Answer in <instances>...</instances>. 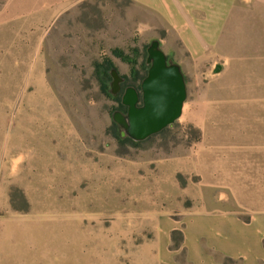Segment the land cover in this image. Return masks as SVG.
Here are the masks:
<instances>
[{"label":"rangeland","instance_id":"rangeland-1","mask_svg":"<svg viewBox=\"0 0 264 264\" xmlns=\"http://www.w3.org/2000/svg\"><path fill=\"white\" fill-rule=\"evenodd\" d=\"M249 18L260 31L243 32V12L228 28L230 63L181 64V117L134 145L112 114L126 87L139 91L161 37L142 9L87 0L0 30V264H150L166 225L212 206L203 178L229 163L238 180L243 161L245 203L264 217V64L243 63V40L264 36V18ZM160 49L174 64L185 55ZM107 61L124 79L120 96Z\"/></svg>","mask_w":264,"mask_h":264},{"label":"crops","instance_id":"crops-1","mask_svg":"<svg viewBox=\"0 0 264 264\" xmlns=\"http://www.w3.org/2000/svg\"><path fill=\"white\" fill-rule=\"evenodd\" d=\"M83 1L87 0H0V30L17 27L22 17L27 23H31L33 16L54 21ZM126 1L144 11L146 25L161 35L159 46L165 43L173 51H183L185 55L180 56V62H175L180 69L185 63L213 66L223 60L230 63L232 54L225 49L230 41L229 26L243 12V32L257 33L260 30L252 28L253 21L249 17L256 23L259 17L264 18V0ZM251 39L243 40V49L250 50L249 54L243 52V63L264 64V52L260 50L264 47V36L255 42ZM225 169L221 177L216 174L212 179L203 178V188L217 193L212 206L208 207L203 201L202 207L191 211L181 229L179 222L166 225L161 233L163 244L149 251L147 262L264 264V217L255 205L245 203L244 193L251 187L243 182L246 167L243 161L239 162L238 173H235L239 174L238 180L231 178L235 168L230 163ZM231 202L233 206L229 205ZM242 215L249 219L245 220ZM175 236L178 242L172 247Z\"/></svg>","mask_w":264,"mask_h":264},{"label":"water","instance_id":"water-1","mask_svg":"<svg viewBox=\"0 0 264 264\" xmlns=\"http://www.w3.org/2000/svg\"><path fill=\"white\" fill-rule=\"evenodd\" d=\"M146 53L149 68L139 91L126 87L121 96L125 114L119 111L112 114V121L120 128L121 137L134 143L143 142L174 124L181 117L187 99L184 75L177 64L167 60L159 41H152ZM109 76V92L116 96L124 79L116 69H111Z\"/></svg>","mask_w":264,"mask_h":264},{"label":"trees","instance_id":"trees-1","mask_svg":"<svg viewBox=\"0 0 264 264\" xmlns=\"http://www.w3.org/2000/svg\"><path fill=\"white\" fill-rule=\"evenodd\" d=\"M146 53V52H145ZM114 54H117L116 52L114 53ZM146 55H147V53H146ZM146 63V60H145V62L142 64L143 65V67H142V69H143V71L145 72L144 73V75L142 76V77H140L141 78V82H142V80L146 77V75H147V71H148V69H146L145 67H144V64ZM147 64V63H146ZM148 65V64H147ZM102 68H103V70L105 71L104 72V77L107 79V80H109L110 78V76H109V73H110V70L111 69H114V68H112V63L110 62V61H107L106 63H105V65L104 66H102ZM148 68H149V65H148ZM135 75H139V73L138 72H135ZM139 87H140V85H139ZM124 91V90H123ZM117 96H120V92L117 94ZM122 96V95H121ZM116 100L118 101V107H117V110L119 111V112H126V108L125 107H123L122 105H121V98H119V97H116ZM119 139L121 140V142H128V143H130V144H135L134 142H132L130 139H128V138H126V137H124V138H122L121 137V131H120V133H119Z\"/></svg>","mask_w":264,"mask_h":264},{"label":"flooded vegetation","instance_id":"flooded-vegetation-1","mask_svg":"<svg viewBox=\"0 0 264 264\" xmlns=\"http://www.w3.org/2000/svg\"><path fill=\"white\" fill-rule=\"evenodd\" d=\"M123 114H125V113H123Z\"/></svg>","mask_w":264,"mask_h":264}]
</instances>
